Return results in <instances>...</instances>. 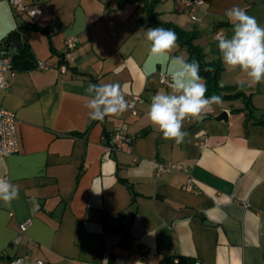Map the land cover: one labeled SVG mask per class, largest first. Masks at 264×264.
<instances>
[{
    "label": "crops",
    "instance_id": "1",
    "mask_svg": "<svg viewBox=\"0 0 264 264\" xmlns=\"http://www.w3.org/2000/svg\"><path fill=\"white\" fill-rule=\"evenodd\" d=\"M25 2L44 12L27 18L0 0V49L19 32L31 54L27 68L16 63L10 87L0 90V107L15 114L19 139L17 153L0 152V177L19 187L10 206L0 201V264L16 257L44 264H162L169 256L195 264H264V83L249 86L239 69L227 68L214 39L217 31L231 35L224 13L233 6L264 25V0H205L196 24L181 0L156 1L159 21L194 36L204 62L221 64L217 90H242L250 100L246 109L241 98H222L203 120L185 121L188 135L180 144L164 139L146 116L151 97L167 88L159 74L170 75L172 66L149 52L142 32L136 35L154 28L142 21L141 6ZM26 24L39 28L27 38L20 30ZM69 38L77 45L61 73ZM171 55L190 56L180 45ZM37 61L49 68L37 69ZM100 82H118L128 102L139 97L134 113L128 107L102 122L90 119L85 89ZM223 111L227 120L216 121ZM116 132L126 142L112 152ZM160 161L187 167L193 189L186 191L184 173L156 176Z\"/></svg>",
    "mask_w": 264,
    "mask_h": 264
},
{
    "label": "clouds",
    "instance_id": "2",
    "mask_svg": "<svg viewBox=\"0 0 264 264\" xmlns=\"http://www.w3.org/2000/svg\"><path fill=\"white\" fill-rule=\"evenodd\" d=\"M231 35L218 40V51L223 64L232 70L239 69L247 77L249 86L264 83V25L240 6H233L224 13ZM148 43L149 52L168 58L172 70L171 82L166 89L158 90L150 100L146 116L166 140L183 143L188 135L185 121H201L214 111L213 105L222 104L219 95L208 96L205 79L200 75L198 60L189 62L183 55H171L179 47L177 34L163 27L141 29ZM205 71H213L205 68ZM244 81H241L243 86ZM86 107L89 117L103 121L108 116H120L127 111L129 102L117 83H89ZM19 187L8 178L0 177V201L10 206L18 198ZM19 264V262H17Z\"/></svg>",
    "mask_w": 264,
    "mask_h": 264
},
{
    "label": "built area",
    "instance_id": "3",
    "mask_svg": "<svg viewBox=\"0 0 264 264\" xmlns=\"http://www.w3.org/2000/svg\"><path fill=\"white\" fill-rule=\"evenodd\" d=\"M11 8L18 15L25 16L27 18H36L44 12V7L35 3H26V0H8ZM186 13H188L192 23H201L200 13L205 5V0H181ZM224 34L217 31L214 35V39L218 42L219 38ZM77 40L75 38H69L64 43V50L62 53V62L59 65V71L65 73L68 69V62L71 60L72 51L76 48ZM14 52L8 48L0 49V90H7L10 87L8 78L13 77L17 71L14 66ZM36 68L41 70H47L49 66L42 61H37ZM160 84L167 87L171 82L170 75L166 73L159 74ZM140 101V98L133 96L129 101V109L134 113L135 104ZM16 117L13 112L4 110L0 107V152L3 156H7L19 151V139L16 128ZM126 142V136L122 132L114 133L110 138L109 150L119 151L123 144ZM206 145V140L201 144ZM126 152L131 153L130 149H126ZM167 171H178L187 175V181L185 184L186 191H191L194 187V179L189 174L187 167L180 164L171 162H158L156 176H159ZM249 205L246 203L245 205ZM27 224L23 223L20 226V232L23 233L26 230ZM19 241V238L15 240V243ZM44 264L42 260L27 261L26 257H16L9 260L8 264Z\"/></svg>",
    "mask_w": 264,
    "mask_h": 264
},
{
    "label": "trees",
    "instance_id": "4",
    "mask_svg": "<svg viewBox=\"0 0 264 264\" xmlns=\"http://www.w3.org/2000/svg\"><path fill=\"white\" fill-rule=\"evenodd\" d=\"M157 0H122L124 3H131L135 4L137 6H141V18L142 21H145L148 23V25L152 27H163L166 29L173 30L178 37V44L181 47H185L190 56L188 61L191 62L192 60H198L200 63V75L205 79L208 87V96L212 95H219L221 98H230V99H236L241 98L243 99L245 108L250 107V100L249 96L244 94L242 90H236L234 94H223L217 89L220 87L219 81H218V75L220 71L222 70L221 64L218 62H209L206 63L203 61V55L201 50L192 44V40L194 39V36L184 32L177 26L173 25L172 23H164L159 21L158 19V13L155 12V4ZM39 29L37 26L32 24H26L22 25L20 27L22 35L27 38L31 32ZM28 45L24 44L22 46V50L18 53H14V66L16 63H20V68H27V65L31 63V54L28 50ZM16 68V66H15ZM205 68H211L213 71H205ZM221 88V87H220ZM228 89V88H227ZM244 109H232L231 112H238L240 110ZM162 264H195V261L191 258L184 257V256H169L164 258L162 261Z\"/></svg>",
    "mask_w": 264,
    "mask_h": 264
},
{
    "label": "water",
    "instance_id": "5",
    "mask_svg": "<svg viewBox=\"0 0 264 264\" xmlns=\"http://www.w3.org/2000/svg\"><path fill=\"white\" fill-rule=\"evenodd\" d=\"M5 47L9 48L12 52L18 53L22 50V43H21V34L19 32H13L11 33L6 41H5ZM216 121H226L227 120V112L223 111L221 114L216 117Z\"/></svg>",
    "mask_w": 264,
    "mask_h": 264
},
{
    "label": "rangeland",
    "instance_id": "6",
    "mask_svg": "<svg viewBox=\"0 0 264 264\" xmlns=\"http://www.w3.org/2000/svg\"><path fill=\"white\" fill-rule=\"evenodd\" d=\"M157 7H158V10L160 9L159 7H160V5H157Z\"/></svg>",
    "mask_w": 264,
    "mask_h": 264
}]
</instances>
